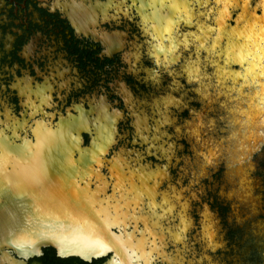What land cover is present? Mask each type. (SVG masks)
<instances>
[{
  "label": "flooded vegetation",
  "instance_id": "1",
  "mask_svg": "<svg viewBox=\"0 0 264 264\" xmlns=\"http://www.w3.org/2000/svg\"><path fill=\"white\" fill-rule=\"evenodd\" d=\"M153 1L0 0V140L13 149H18L24 140H28V146L39 151L41 140L37 138L35 141L33 130L52 137L53 133L67 129L71 135L63 143L72 153L77 154L78 149H82L76 145L78 135L82 131L79 130L86 127L89 134H82L83 146L91 148L90 134L96 137L94 148L101 160L100 166L97 167L99 173L109 174V168L112 167L115 175H121L118 168L122 169V174L127 175L131 183L128 193L132 196L129 198L133 197L135 200L137 197L140 202L145 200L144 208H150L149 202L154 203L157 208L154 211L150 209V219L167 218L169 214L171 218L170 221H163L164 218L162 221H155V225H149L148 228H145L142 222L136 224L132 221L125 231H117L118 235L122 234L120 238L123 237L119 240L128 241L132 246L129 251L131 258L126 261H120L118 258L111 260L114 257L112 253L89 261L76 256L63 257L51 246H44L36 253L25 254L13 246L17 252L13 248H0V264H198L201 257L214 260L216 264L220 262V259L215 260L217 255L215 256L214 251L217 248L209 249L204 243L201 211L207 210L211 213L217 223V230H225L222 221H229L232 204L229 201L228 204H220L217 209L211 202H206L194 216L189 215L187 206L178 208L175 195L181 196L182 192L178 189L181 183L171 178L169 173L173 175L176 169L168 164L169 147L172 149L175 146L169 144L165 147L162 143L168 134L167 120L173 114L172 103L177 99L176 95L179 96L172 86L166 84L165 78L169 77L176 84L184 86L189 97H193L189 102L191 105L179 113L183 121L179 144L187 153L190 164L198 158L196 153H200L195 151L196 145L186 132V124L195 121L199 116L203 118L206 110L199 96L200 92L197 91L198 82L189 81L184 73L187 61L192 63L196 59L203 61L204 58H198L195 36L190 35L196 31L198 18L192 19L190 26L185 25L180 11L178 13L182 0H165L159 10L152 7ZM166 5H176V8L164 9ZM173 20L179 21V24L173 27V38L164 40L162 32L168 21ZM187 35L193 42L189 47L181 45V40ZM171 42L180 44L178 49L174 48V53L180 56L179 61L172 66L165 65V55L158 49ZM131 47L135 53H130ZM155 49L160 51V56L157 57ZM134 62L141 63L146 69L145 72L160 78L155 82L146 76L138 78L133 67ZM144 93L153 94L155 97L143 99ZM123 124L124 130L128 129L136 142L144 148L147 147V157L141 152H138L137 158L133 157L131 146L118 138L124 131ZM223 124L221 134L223 133L226 144L228 132L227 126ZM107 135H110L109 139ZM54 140H48L45 145H54ZM73 148H76L75 152ZM3 154L5 156H0V160L7 158V153ZM124 160L130 162L131 169L137 168L140 172H133L127 166H119ZM221 163L224 176L226 166L224 162ZM183 172L186 171L181 168L180 173ZM186 179V183L194 185V182L191 183L193 176ZM102 181L104 182L103 178ZM164 183L175 188L171 196L166 188L167 194L164 192ZM105 187L106 185L100 188L96 186V189ZM81 188L87 190L90 203L96 205V194ZM99 204L102 205L97 206L99 212L107 207L103 201ZM168 204L170 208L167 212ZM117 205L120 208L114 213L113 219L120 224L125 219L124 212L128 211H123V206ZM173 205H176L175 211ZM234 208L239 207L234 205ZM174 212L175 216H172L171 213ZM192 216L195 221H192ZM105 219L103 217V221H107ZM192 224L193 228L186 234L189 236L192 250L185 254L183 235ZM229 231L225 237L231 236L235 239L237 231L233 227ZM143 237L148 239L146 244ZM140 240L148 253L142 254V250L137 248L136 243ZM220 242L223 245L224 240ZM133 248L137 250V254Z\"/></svg>",
  "mask_w": 264,
  "mask_h": 264
},
{
  "label": "water",
  "instance_id": "2",
  "mask_svg": "<svg viewBox=\"0 0 264 264\" xmlns=\"http://www.w3.org/2000/svg\"><path fill=\"white\" fill-rule=\"evenodd\" d=\"M233 3L239 4V6L227 9L225 18L221 21H217V14H214L216 10L212 6V15L206 18L207 22L211 20L208 24L209 27L207 26V28L212 29L211 34L206 32L205 39L194 38L198 58L202 56L204 58L203 61L197 59L195 62L194 65L198 67L199 75H191V77H194L192 80L206 86H203L204 90L206 89V94L203 95L204 98L201 101L203 100L204 103L214 102L215 105H218V108L225 99L226 103L234 102L231 101L234 95L231 94V97H228L225 91L226 93H236V90L231 87L235 85L239 88L238 84L241 81L238 78L241 76L238 74L247 73L252 75L249 76L257 80L259 89L262 88L263 82V78L260 77L263 73L259 71L263 61H257L258 65L260 64V66H257L255 60H260L259 55L253 53L257 48L262 47V41L247 42L244 34L250 30V24L256 22L257 26L264 25V0H248V3L246 0H233ZM197 18L200 21L203 16L200 15ZM185 25L190 26L191 24L185 22ZM184 39L189 45L193 43L189 35L185 36ZM257 42L260 43L258 47ZM211 43H214V45ZM200 45L203 46L200 47ZM172 46L174 45L172 44ZM175 48L178 49V45ZM158 52L160 53L155 49L157 57L160 56ZM260 53L264 58V52L260 51ZM247 56L254 59L250 66L248 65L250 62H248L249 58ZM202 64L206 68L205 72L201 68ZM225 64L227 67L224 70L223 66ZM220 90H222V93ZM238 100L243 102V97L241 96ZM256 100L257 98H251L245 100L244 103L252 110L255 105L257 107L258 102ZM240 106L243 111L238 110V120L237 122L234 120V122L236 126L241 125L243 122V127L240 128L245 129L251 123L249 124V120L247 121V109L245 110L244 104ZM228 117V114H226L224 118H221L222 123L227 126V132L231 128L227 121ZM232 122L233 118L231 119ZM24 131L27 132L26 129ZM66 132L65 137L62 136V140L70 137L71 133L67 134ZM232 132L231 129L229 133ZM83 133L89 134L87 129H82L78 135L79 139L76 145L86 151L88 146H83ZM37 134L33 130L35 141L38 138ZM57 137L54 135L48 137L47 140L56 138L55 140L59 142L61 139ZM90 139L91 146L93 143L91 134ZM29 143L30 141L24 140L21 147L13 149L9 144L0 140V156H5L3 153H7V159L0 161V248L8 247L16 251L13 245H7L5 241L16 242L18 240L24 242L21 244L31 245L32 251L30 253H36L44 246H51L63 257L76 256L89 261L112 253L114 257L111 260L118 258L120 261H126L128 254L120 241L123 237L120 238L122 234L118 235L117 231L122 233L132 221L136 224L142 222L144 227L148 228L149 225L155 222L156 218L151 217L150 219L148 216V210L144 208L145 200L140 202L135 195V200L133 197L129 198L132 196L128 193V187H131V183L128 177L122 174V169L118 168L121 175L118 174L117 176L112 172V167L109 168V174H104L101 171L100 178H103L106 187L97 190L96 184L100 181V178L90 173V169L86 167L89 165L90 157H80L79 153H77V156L76 153H55V149L45 147L46 143H43V141L39 143L40 149L36 152L35 149L31 150V147L29 148ZM26 144L28 148L27 146L24 147ZM12 160L15 164L10 162ZM237 164L239 165V163ZM83 169H87L89 172L87 180L82 179ZM81 187L96 194L94 200L97 203L96 205L90 203L87 198V190L82 191ZM109 190H111L110 193ZM102 201L104 206H107L105 208L108 216L105 220L107 221H103V216H99L97 212V206L101 207L102 205L99 202ZM115 203L122 205L124 210L128 211L127 215L136 216L137 212H141L142 209L144 212L139 214L140 219L138 221L133 220V216L132 218L129 216L118 224L114 222L113 216L116 209L120 207ZM170 219L163 221H170ZM192 221H195L193 216ZM143 238L146 239V237ZM146 242H148V239ZM86 244H98L100 248H98V252H92L84 256L80 249ZM103 248L106 250L104 253ZM208 248L213 250L214 246L211 245Z\"/></svg>",
  "mask_w": 264,
  "mask_h": 264
},
{
  "label": "rangeland",
  "instance_id": "3",
  "mask_svg": "<svg viewBox=\"0 0 264 264\" xmlns=\"http://www.w3.org/2000/svg\"><path fill=\"white\" fill-rule=\"evenodd\" d=\"M201 2H205V0H201ZM211 3H214V0H206L205 7H201L200 3H194L192 19H194L196 16L199 17V13L201 12H212L213 7H209ZM222 6L223 4L221 5V7ZM180 15L181 17L184 16L182 10L180 11ZM207 16L209 15H204L203 18L200 19V21L199 19H197V21L199 22L198 24L200 25L197 24L194 36L198 37L199 39L203 38V36L205 35V31L203 33L201 32V26H203L202 24L206 23L207 26L209 24V22H207L206 20ZM181 19L183 20V22H185V20H187V17ZM205 30H207V28ZM184 40L185 39L181 40V45L183 44V46H185L186 44V47H189V44H187ZM172 44L173 43L169 44L170 48L168 50V59L165 60V65L172 66L179 61L180 56H177L176 53H174L175 50L173 49V47L175 48L177 44L171 47ZM179 45L180 44L178 43V46ZM129 51L130 53H135L133 47H131ZM132 59L134 60L133 56ZM196 61L197 59L192 63H190L191 61H187L186 66L185 64L183 65L185 66V74L189 76L198 74V67L194 65ZM193 66L194 68H192ZM201 66L202 70H204L205 72V66H203V64ZM133 67L136 70L137 77L140 79L146 76L153 79V81L155 82L160 78L153 73L145 72L146 69L141 63L134 62ZM171 73L172 71L170 70V74ZM241 74L243 75L244 73ZM193 78L194 77H190L189 81H191ZM165 79L167 80L166 84L172 86V89L179 93V96H175L177 99L173 101L171 106V109L173 108L172 112L174 115L172 114L171 118L167 120L168 134L165 135L162 141L165 147H167L169 144L175 146V148L172 147V149L169 147L168 164L172 165L173 169H176V171H173V175L169 173V175L172 176L171 178L181 183V185H178V189H180V192H182L181 196L179 194L175 195L178 201V208H181V206L183 205L184 207L187 206L189 215L191 216V214L193 215L194 213H198L199 210H201L203 203L211 202L214 207L218 209V206L220 204H228L227 202L230 201L233 209L229 212V221H222V223H224L222 227H225V230L222 228L220 229V231L217 230V223L213 220V216L211 215V213L207 210L201 211V233L203 235L202 237L206 238H204V240H206L204 242L206 244V247L208 248L209 245H212L214 246L213 249L217 248L214 252L215 256L217 255V258L215 257V260L220 259V262L218 261V264H264V106L262 105L264 104V81L262 82V88L259 89V83L257 81L254 82L252 79H238L239 81H241L239 83L240 85L238 84L239 88L235 85L231 87L233 90H236V93H226L225 88L223 89L226 96L228 95V97H231V94L234 95L231 100L234 102L226 103L225 99L223 100L219 108L218 105H215L214 102H203L206 110L205 116L203 118L199 116L195 119V121L192 120L190 123L186 124V132L190 134V139L196 145L195 151L197 150L198 152H200L196 153V155H198V158L196 157L195 161H191L190 164L188 162L189 159L187 153L184 151V149L182 150V145L179 144V139L181 138L183 130V127L181 126L183 121L182 118L179 117V113L180 111L185 110L187 106L191 105V103L189 102L192 101L193 97H189L184 86L182 87L181 85L176 84L169 77ZM198 84L197 91L200 92L199 96L201 99H203V95L206 94V89L204 90L203 86H206L205 84ZM224 85L226 86V84ZM220 92L222 93L221 90ZM241 96L244 98L243 102H240L238 100V98H240ZM154 97L155 95L146 93H144L142 96L143 99H153ZM251 98H257L258 102L257 107L255 105L252 108L253 111L247 108L246 103H244L245 100L247 101V99ZM243 103L245 106V110H248H246V113L248 114L247 121L248 119H250L248 122L249 124L251 123V125L248 128L246 127L245 129L240 128L241 126L243 127V122L241 123V125L237 126L234 122V120L236 122L238 120V110L239 108H242L240 105ZM235 106H237V108ZM218 109H220V111H218ZM226 114H228L229 116L227 121L229 122V126L231 127L229 131L232 129L233 132L229 133L228 131V135L226 137L229 138L228 140L230 141L229 143L226 141L225 144L223 140V133L221 134V130L223 128L221 118H224ZM211 115L213 117H210ZM215 115L219 116L214 118ZM232 118L233 122L231 123ZM233 124L235 126H231ZM122 128L124 130V124ZM173 134L174 136H172ZM118 138L125 142V144H129L131 146V149L134 151L133 153H131L133 157L137 158L138 152L145 153L146 157L149 155V153L146 152L147 147L144 148V146H142L138 141L136 142L135 137L130 134V131L128 129L124 130L121 133V137L119 136ZM199 155H201V158H199ZM253 160L256 164H254ZM221 162H224L226 166V174L224 176L222 175L223 163ZM237 162L239 163V165L237 164ZM181 168H183L186 172L180 173ZM192 176L194 179L191 182H194L193 186L186 183V178ZM182 182L184 183V185H182ZM174 184L177 185V183ZM167 185L169 184H165L164 186V192L167 193L168 191L169 195L171 196L173 194L172 191L175 190V188L168 187ZM165 188L167 191L165 190ZM187 201H189V203ZM185 203L187 204L185 205ZM153 204L154 203L149 202L150 208H147L146 206L149 213H151L150 209L154 211L157 208L155 204ZM234 205L239 208H234ZM169 208L170 206L168 204L167 212L169 211ZM172 208L174 209V211L176 210L174 205L172 206ZM177 211L180 212V209H178ZM143 212L144 210H142L141 212H137L138 214L136 216L132 215L134 217L133 220L136 219V221H138L140 219L139 214H143ZM174 214L175 212L173 214L171 213L172 216H175ZM169 215H167V218L165 219L170 218ZM129 216L132 218L131 214L127 215V212H124L125 219H127V217ZM193 225L194 224H192V227L187 229L186 234L188 233V230L190 231L193 228ZM219 226L220 225H218V227ZM231 227H233L237 231V236L235 237V239L233 237L231 238V236L228 238L225 237L226 234L230 232L229 229ZM208 232H210V237H208L207 235ZM186 234H184L183 250L184 253H190L192 250L191 243L189 242V236ZM223 240L224 243L222 245L220 241ZM143 241L145 242V240ZM136 244L137 247L139 246L138 248L142 250V254L148 253V251L145 250V247H143L144 244L142 240H140ZM215 262L214 260L212 261L206 259L205 257H201L198 264H216Z\"/></svg>",
  "mask_w": 264,
  "mask_h": 264
},
{
  "label": "bare ground",
  "instance_id": "4",
  "mask_svg": "<svg viewBox=\"0 0 264 264\" xmlns=\"http://www.w3.org/2000/svg\"><path fill=\"white\" fill-rule=\"evenodd\" d=\"M165 0H154L153 1V6L152 7H154V9H156V10H159V8H160V5H162V4H164L165 2H164ZM246 2L248 3V0H246ZM223 7V6H222ZM164 9H166V8H169L170 10H172V9H175L176 8V5H175V7L173 6V5H166V6H164L163 7ZM230 7H228L227 9H229ZM179 11H181V10H178V13H179ZM154 12V11H153ZM226 15V14H225ZM263 15H264V10H263ZM152 17V16H151ZM252 17H255V16H252ZM224 18H225V16H224ZM253 19V18H252ZM177 20H173L172 22H170V21H168V23H167V25H166V27H165V29L167 28V29H169L168 31H165L164 30V32H162L163 34H162V37L164 38V40H170V38H173V36H171L172 34H173V27L175 26V25H177V24H179V21H177ZM185 22H186V20H185ZM187 23V22H186ZM249 26H251L250 27V30L249 31H247L245 34H244V36H246L245 37V40L247 41V42H253V40H259V42L260 41H262L261 42V48H264V42H263V40H264V25H259V26H257V24H256V22L255 23H253L252 25L250 24ZM206 32H207V30H205V35L203 36V38L202 39H205V37H206ZM196 35V34H195ZM240 37V36H239ZM201 39V38H200ZM259 42H257L258 44H257V47L260 45V43ZM172 43V42H171ZM173 45H175V43H173ZM212 45H214V44H212ZM246 46H250V45H246ZM171 47H173V46H171ZM163 49H164V51H162V53H164V55H165V60L166 59H168V50H169V48H170V46L169 45H165L164 47H162ZM261 48H257V50H255L253 53H258V55H259V59L260 60H255L256 62V65L257 66H260V64L258 65V63H257V61H263V64H264V58H262V54L260 53V51L261 52H264V49H261ZM159 50H161V47H159L158 48ZM158 50V51H159ZM160 54V53H159ZM163 58V57H162ZM247 58H249L248 59V62H250L248 65L250 66L251 64H252V61L254 60L253 58L251 59L249 56H247ZM162 64V63H161ZM164 64V63H163ZM261 65V68H260V70L259 71H262V75H260V77L261 78H263L262 79V81H264V65ZM257 66H255V68H257ZM190 67V66H189ZM227 67V65L225 64L224 66H223V68H226ZM254 68V67H253ZM225 70V69H224ZM188 73V72H187ZM241 74V73H240ZM239 74V75H240ZM250 75V74H249ZM247 73H245V74H241V77L240 78H238V79H243V80H247V79H252L254 82H256L257 80L255 79V78H251L250 76H252V75H250L249 76ZM191 76H189V78H190ZM252 80H250V81H252ZM248 82V81H247ZM251 84V83H250ZM240 85V84H239ZM245 85V84H244ZM257 86V85H256ZM249 87V86H248ZM238 89V88H237ZM248 89V88H247ZM232 90V89H231ZM222 91V90H221ZM240 91V90H239ZM249 91V90H248ZM260 91V90H259ZM256 92V91H255ZM246 94V93H245ZM204 97V96H203ZM238 97V96H237ZM257 97V96H256ZM263 98V97H262ZM244 99V98H243ZM259 99V98H258ZM175 100V99H174ZM237 100V99H236ZM257 101V100H256ZM169 103V102H168ZM237 103H238V101H237ZM261 103V102H260ZM235 104V103H234ZM244 104V103H243ZM263 106H264V104H262ZM236 108H237V106H235ZM260 107V106H259ZM248 108V107H247ZM261 108V107H260ZM240 109V108H239ZM241 110H242V108H241ZM251 110V109H250ZM243 111V110H242ZM248 111V110H247ZM32 112V111H31ZM111 112V111H110ZM114 113H116V112H114ZM239 113V112H238ZM262 113V112H261ZM230 114V113H229ZM263 114V113H262ZM89 115V114H88ZM238 115V114H237ZM248 115V114H247ZM168 116V115H167ZM118 117V116H117ZM264 117V116H263ZM164 118V117H163ZM166 118V117H165ZM168 118V117H167ZM105 120V119H104ZM109 120V119H108ZM248 120H250V119H248ZM258 120V119H257ZM113 121V120H112ZM172 121V120H171ZM107 122H109V121H107ZM71 123V122H70ZM111 123V122H110ZM79 124V123H78ZM109 124V123H108ZM199 124V123H198ZM118 125V124H117ZM57 126V125H56ZM232 126V125H231ZM116 127V126H115ZM81 128V127H80ZM117 128V127H116ZM115 128V129H116ZM234 128V127H233ZM259 128V127H258ZM263 128V127H262ZM82 129H87L86 127L84 128V127H82L79 131H81ZM261 129V128H260ZM87 130H89V129H87ZM67 131V132H66ZM92 131V130H91ZM195 131V130H194ZM65 132L68 134L69 133V130H66V129H62L60 132H55V133H53V135H51V136H54L55 135V137H57V135H58V139H61L59 142H58V140H54L55 141V144L54 145H45V147H48V148H51V149H55V153H62V152H64V153H72L71 152V150H69V149H67V147L65 146V144L63 143V141L64 140H66L67 138H64L63 140H62V136H64L65 137ZM110 132V131H109ZM38 134V138L41 140V142L43 141V142H46V144H47V135L46 134H43V132H37ZM192 135V134H191ZM254 135V134H253ZM108 136V135H107ZM195 136V135H194ZM244 136V135H243ZM261 136V135H260ZM109 137H110V135L107 137L108 139H109ZM250 138V137H249ZM56 139V138H55ZM115 140V139H114ZM238 141V140H237ZM240 142V141H239ZM249 142V141H248ZM258 142V141H257ZM262 142V141H261ZM209 143V142H208ZM241 144V143H240ZM92 145V147L90 148H86V151L85 150H83V149H78V151H79V156L80 157H90V160H89V165L88 166H86L88 169H90L89 170V172L90 173H92V174H95V175H97V177L98 178H100V173H99V169L97 168L98 166H100V163H101V160H100V158H99V155L98 154H96L97 152H96V150H95V145H96V137H93V143L91 144ZM211 145V144H210ZM231 146V145H230ZM24 147H26V146H24ZM70 147V146H69ZM75 147V146H74ZM78 147V146H77ZM27 148H28V146H27ZM30 148V147H29ZM236 148V147H235ZM32 149V148H31ZM76 148H73L72 150L75 152L76 150H75ZM107 151V150H106ZM36 152H37V149H36ZM231 154V153H230ZM77 155V154H76ZM104 156V155H103ZM208 158V157H207ZM7 159V158H6ZM5 159V160H6ZM5 160H0L1 162L2 161H5ZM104 160V159H103ZM116 160V159H115ZM231 160V159H230ZM239 160H241V159H239ZM216 161V160H215ZM246 161H247V159H246ZM11 163H13V164H15L14 163V161L12 160V161H10ZM118 163V162H117ZM219 163V162H218ZM238 163V162H237ZM248 163V162H247ZM250 163V162H249ZM238 167V166H237ZM123 168V167H122ZM135 168V167H134ZM125 169V168H124ZM137 169V168H136ZM151 170V169H150ZM238 170V169H237ZM113 171V170H112ZM89 172L87 171V169H83V171H82V173H83V180L85 179V180H87V176L89 175ZM125 172V171H124ZM132 172V171H131ZM134 172V171H133ZM140 172V171H139ZM149 172V171H148ZM241 172V171H240ZM132 174V173H131ZM140 174V173H139ZM118 175V174H117ZM116 175V176H117ZM133 175V174H132ZM135 175V174H134ZM161 175V174H160ZM237 175V174H236ZM127 176V175H126ZM156 176V175H155ZM150 178H151V176H149ZM161 177V176H160ZM239 178V177H238ZM100 181L96 184V186L97 187H99L100 188V186H102V185H104V182L102 181V178H100L99 179ZM133 180V179H132ZM137 180V179H136ZM129 181H130V179H129ZM139 181V180H138ZM133 182V181H132ZM153 182V181H152ZM158 182V181H157ZM145 183V182H144ZM154 183V182H153ZM117 184H119V183H117ZM120 185V184H119ZM145 185V184H144ZM151 185V184H150ZM158 186V185H157ZM86 187H87V185H86ZM136 187V186H135ZM154 188V187H153ZM82 190H83V188H81ZM130 189V188H129ZM141 189V188H140ZM138 191V190H137ZM157 191V190H156ZM133 192V191H132ZM138 193H139V191H138ZM167 194V193H166ZM90 196H88V194H87V198L88 199H90L89 198ZM175 197V196H174ZM243 197V196H242ZM181 198V197H180ZM177 201V200H176ZM175 202V201H174ZM101 204V203H100ZM149 204V203H148ZM158 204V203H157ZM154 205V204H153ZM163 205V204H162ZM166 206V205H165ZM176 206V205H175ZM153 207V206H152ZM106 207H104V209H102V210H100V212L97 210V212L99 213L98 215L99 216H103L104 218H107L108 216H107V214H106V209H105ZM117 210V209H116ZM164 210H165V208H164ZM186 210V209H185ZM123 211H124V209H123ZM160 211V210H159ZM188 211V210H187ZM182 212V211H181ZM189 212V211H188ZM119 213V212H118ZM149 213V212H148ZM158 214V213H157ZM205 215V214H204ZM207 215V214H206ZM210 215V214H209ZM121 216V215H120ZM156 216V215H155ZM166 216V215H165ZM187 216V215H186ZM139 217V216H138ZM160 217V216H159ZM209 217V216H208ZM157 218V217H156ZM162 218V217H161ZM187 219V218H186ZM136 220V219H135ZM112 221V220H111ZM116 221V220H115ZM114 221V222H115ZM154 221V220H153ZM156 221H158V220H156ZM158 223V222H157ZM184 225V224H183ZM174 226V225H173ZM178 227V226H177ZM207 227V226H206ZM209 229V228H208ZM178 231V230H177ZM176 231V232H177ZM189 231V230H188ZM153 232V231H152ZM156 232V231H155ZM207 232V231H206ZM212 232V231H211ZM213 233V232H212ZM158 234V233H157ZM165 234V233H164ZM186 234V233H185ZM160 235V234H159ZM172 235V234H171ZM207 235H208V237H210L209 235H210V232H208L207 233ZM128 236V235H127ZM167 236V235H166ZM184 236V235H183ZM176 237V236H175ZM206 239V238H205ZM144 240V239H143ZM145 240H147V239H145ZM6 243H7V245H13L14 247L16 246L17 248H18V250H20L21 251V253H25V254H28L30 251H32V247H31V245H25V244H21V243H24V242H21V241H14V242H11V241H5ZM128 242V241H127ZM127 242H123V241H121V244H123L122 245V247H124L125 248V251L127 252V254H128V258L130 259L131 258V254H130V250L132 249V246H130V244H128ZM146 242V241H145ZM213 242V241H212ZM159 245V244H158ZM136 246V245H135ZM163 246V245H162ZM210 246V245H209ZM98 248H100V245H98V244H86V245H84V246H82L81 247V249H80V251H81V253L84 255V256H86V255H88L89 253H92V252H98ZM138 248V247H137ZM136 248V249H137ZM165 248V247H164ZM134 249V248H133ZM141 250V249H140ZM102 251H103V253L106 251L105 250V248H103L102 249ZM134 251H135V253L137 254V250H135L134 249ZM133 251V252H134ZM141 254V253H140ZM136 256V255H135ZM127 258V259H128ZM146 258V257H145ZM130 261V260H129ZM149 263V262H148Z\"/></svg>",
  "mask_w": 264,
  "mask_h": 264
},
{
  "label": "snow or ice",
  "instance_id": "5",
  "mask_svg": "<svg viewBox=\"0 0 264 264\" xmlns=\"http://www.w3.org/2000/svg\"><path fill=\"white\" fill-rule=\"evenodd\" d=\"M194 3H200L201 7H205L206 0H205V2H201V0H182L181 5L179 6V10H182L184 13V16H182L181 18L187 17L186 22H188V23H191V20H192ZM222 4H223V7H221ZM173 6L175 7V5H173ZM238 6H239V4L233 3V0H214L213 7L215 8L216 13H217V15H216L217 21H221L224 18L228 7H238ZM199 15H201V16L212 15V13L211 12H201V13H199ZM206 28H207L206 24L201 26V32L203 33ZM168 30L169 29H167V28L165 29V31H168ZM207 32H208V34H211L212 29L207 28ZM190 35L194 36V34H190ZM196 39H199V38L197 37ZM185 46H187V45L185 44ZM202 46L203 45H200V47H202ZM161 51H164V49L161 48ZM119 166H121V167L127 166L132 171H139L138 169H135V170L131 169V164L127 160H124L123 164L119 165Z\"/></svg>",
  "mask_w": 264,
  "mask_h": 264
}]
</instances>
